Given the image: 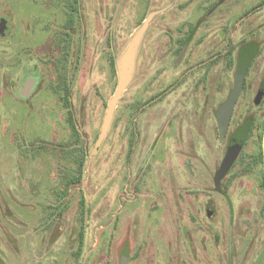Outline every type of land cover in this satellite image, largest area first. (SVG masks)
<instances>
[{"label": "rangeland", "instance_id": "1", "mask_svg": "<svg viewBox=\"0 0 264 264\" xmlns=\"http://www.w3.org/2000/svg\"><path fill=\"white\" fill-rule=\"evenodd\" d=\"M170 3L88 1L87 27L84 34L82 24L72 30L68 65L73 82L69 108L83 135L76 144L69 145L74 136L69 108L62 100L57 102L55 120L54 115L49 119L39 101L0 99V264H120L126 251L131 258L128 264H242L243 258L253 264L263 258L264 215L259 214L258 198L241 192L240 185L232 193L237 221L230 256L229 205L214 191L225 141L219 134L216 138L212 128L167 131L168 119L163 118L167 105L157 99L149 106V94L143 95L146 105L136 114L134 81L119 101L107 137L91 155L118 83L116 57L147 13ZM173 5L165 14L172 29L198 15L211 14L219 39L231 15L236 44L246 38L264 46V0H177ZM65 16V0H0V17L10 24L9 34L0 37V96L7 58L9 63L23 56L41 59L47 85L50 56L55 52L61 57L57 47L62 43L60 31L66 29ZM162 23L156 18L150 38L144 39L135 82L146 84L151 76L149 48L153 38L162 36L163 31L156 29ZM260 55L257 62L264 63V51ZM36 61L23 62L32 67ZM21 78V73L11 78L15 97ZM222 100L219 94L216 104ZM50 131L56 132L52 141ZM82 152L88 161L83 178L69 187L62 203L65 212L57 209L52 214L57 233L52 232L56 238L49 242L52 233L40 224L42 212L57 205L58 183L77 170V156ZM148 153L151 156L142 167ZM86 195L90 211L85 215L81 201ZM87 224L89 249L80 263L82 251L79 257L75 253ZM243 229H248L244 231L247 239ZM36 248L40 252L35 254Z\"/></svg>", "mask_w": 264, "mask_h": 264}, {"label": "flooded vegetation", "instance_id": "2", "mask_svg": "<svg viewBox=\"0 0 264 264\" xmlns=\"http://www.w3.org/2000/svg\"><path fill=\"white\" fill-rule=\"evenodd\" d=\"M88 1L65 0L66 20L64 27L66 29L60 31L62 43L57 47L62 51H60L61 57L58 58L55 52L53 53L55 56H50L49 61L50 63L52 61V65L47 85H44L46 72L42 71L41 59H37L34 55H31L32 58L28 56L24 58L23 56L17 60L13 59L15 61L9 63V59L7 58V62L5 60L6 63H3V86L0 99L13 97L27 103L39 101L42 108L43 106L45 107L49 119L50 116L54 115L53 118L55 120L58 100H62L66 107H71L73 82L69 75L68 65L73 47L72 30L75 29L76 25L82 24L83 34L85 33L88 23V21L86 22L88 19L87 14H89ZM176 2L177 0H174L173 4ZM173 6L154 17L144 37L145 39L146 36L149 37L151 35L155 19L160 18L163 23L158 25L156 29L157 31H163V34L161 37L153 38L151 41L149 48V54H151V76L146 84H140L137 80L135 82L136 73L139 68V60L137 61V69L133 79V107L135 112L136 114L139 113V109L146 105L143 104L142 98H144L143 95L149 94L148 97L151 98L147 103L149 106H152V103L157 99L165 102L167 105L166 110L163 112V118L168 119L165 121L167 125L165 129L167 131L177 130L184 132L186 130L192 132L194 129H197L198 132H206V130L210 131L212 128L215 137L217 138L219 134V137L225 141L226 147L225 154L214 174V191L222 195L229 205L227 195L233 203V190L240 185L241 192L252 194V196L258 198L259 214L264 215V63L257 62L261 56L260 54L264 51V46L261 47L250 43L246 38H241L237 45L234 42V18L231 15L227 18L225 33L221 32L219 39L216 36L215 20L211 14L198 15L193 21L182 22L172 29L167 25L165 14ZM258 6L260 8V4ZM151 11L153 9L147 13L139 28ZM67 23L71 25L66 27ZM242 28H244V23ZM9 31L10 24L8 21L6 34L4 36L0 35V37L5 38L9 34ZM163 36H166V39H162ZM35 44L37 46L40 43ZM142 48L143 43L141 50ZM64 52L66 54L63 56ZM25 60L28 62L32 60L37 61L34 62L32 67H26L23 62ZM63 63L64 65H62ZM241 70H244V77L240 79L239 74L241 75ZM18 73H21L22 78L21 85L17 89V97H15L11 78L14 79ZM31 80H33L32 83L30 82ZM25 86L26 89H24V93L22 94V89ZM235 92L237 93L234 96ZM37 94H40L39 99L34 100L33 98H36ZM219 94L223 96V100L221 104L217 105V96ZM231 98L233 102L227 114V121L223 123L225 126L223 133L220 117L223 107ZM70 114L74 118L73 111L69 108L68 120ZM190 120H193L192 123H190ZM74 121L76 123L75 118ZM50 122L51 120H49ZM76 127L79 132L77 123ZM70 128L74 136L71 124ZM49 133L51 137L50 141H52L53 136H56V132L50 131ZM80 135L83 138V135ZM71 144L73 142L69 145ZM56 145L54 144L53 147H56ZM234 152L236 155L233 163L226 174L220 179L221 190H218L217 177L221 166L226 157ZM148 159L144 160L141 165L142 167L147 165ZM68 175L72 177L73 172L62 176L58 183L60 185L59 190H55L57 205L48 211L45 210L41 215V218H44L42 221L40 220V224L41 222L46 224V230L51 233L53 231L57 233L55 226L52 224V214L57 209L61 214L65 212L62 203L64 197L67 196L69 187L72 185L65 190L61 184L64 180H70ZM229 211L230 237L232 217L233 235L236 230L235 223L237 216L234 203V214L232 215L230 205ZM212 212L214 213L213 209L210 211L211 215L213 214ZM25 228L23 233L24 241L28 237ZM248 229H243L242 236L246 237V239L248 235L244 231ZM47 231L44 233V241L46 240ZM54 238L56 237L52 233L50 238H48L49 242H52ZM33 251L36 254L40 252V249L36 248ZM262 257L258 258L257 261H253V264H264V256ZM242 264H248V258H243Z\"/></svg>", "mask_w": 264, "mask_h": 264}, {"label": "water", "instance_id": "3", "mask_svg": "<svg viewBox=\"0 0 264 264\" xmlns=\"http://www.w3.org/2000/svg\"><path fill=\"white\" fill-rule=\"evenodd\" d=\"M173 2H174V0H172V2L169 5L161 8V9L151 11L148 14L146 20L143 22V24L137 30V32L131 37L128 45L123 50V52L119 56L116 57L115 62H116V67H117V71H118V83H117V86H116V89L114 91L113 96L110 98V100L108 102V106H107V109L105 112L102 127H101L100 133L98 135V138L95 142V146L91 152V155H93L94 153H96L98 151V148L101 146V144L104 142L105 138L107 137L108 132H109L111 125H112L115 109H116L121 97L123 96L124 92L130 86V84L132 83V81L135 77V73H136V69H137L138 56H139V53L141 50V46H142L144 37L146 35V32L149 28L151 21L154 19V17L157 14L165 12L167 9H169L173 5ZM7 29H8V19L5 17H2L0 19V35L4 36L6 34ZM239 76H240V79L244 77V70H241V75L239 74ZM30 82L32 83L33 80H31ZM26 86L22 89V94L24 93V89H26ZM236 93L237 92L234 93V96L236 95ZM232 102H233V100L231 98L229 100V102L226 103L222 109V115L220 117V121H221V126L223 128V130H222L223 133H224V127H225L223 123H225L227 121V114L229 113V110L231 109ZM235 155H236L235 152L233 154L228 155L226 157V159L224 160L222 166H221V169L219 171V175L217 177V189L218 190H221L220 179L222 178V176H224L226 174V172L230 168L231 164L233 163ZM149 156H150V153L148 154V156L146 157L145 160H147ZM86 163L88 164V161H86ZM227 198L229 200V205L231 207V211H232V215H233L234 214L233 203H232V201L228 195H227ZM86 201H87V203L89 202L87 195H86ZM88 222H89V220H87V223ZM232 225H233V217H232ZM232 225H231V229H230V256H232V252H233V249H232V244H233V230H232L233 228H232ZM89 231H90V229H89V226L87 224L86 231H85V237H84L83 250H82V254H81V258H80V263L82 262L86 252L89 249V247H88V245H89ZM128 261H129V252L126 251L121 258L120 264H128Z\"/></svg>", "mask_w": 264, "mask_h": 264}, {"label": "trees", "instance_id": "4", "mask_svg": "<svg viewBox=\"0 0 264 264\" xmlns=\"http://www.w3.org/2000/svg\"><path fill=\"white\" fill-rule=\"evenodd\" d=\"M70 25H71L70 23H67L66 27H68ZM69 122H70V124H71V126L73 128V132H74V139H73L74 142L73 143L76 144L77 141L79 142L81 135L78 132V129L76 127V123L74 121V118H73L72 114H70V116H69ZM85 164H86V157H85V153L82 152L80 155L77 156V167H76L77 170L75 172H73L72 177L68 175L69 176L68 178L70 180H68V181L64 180L62 182L61 186H63V189L66 190L70 185L77 184V183H79L82 180V178H83V176H82L83 174L82 173H83V168H84ZM81 206H82V209H83V214H85V215L88 214L90 209L86 205V197H83V199L81 201ZM85 231H86V227L84 226L82 228V232H81V236H80L81 245L78 248L77 252L75 253V255L77 257L80 256L81 251L83 250Z\"/></svg>", "mask_w": 264, "mask_h": 264}]
</instances>
